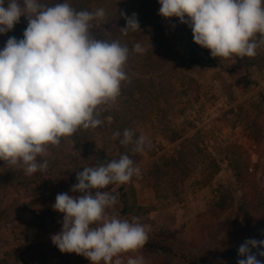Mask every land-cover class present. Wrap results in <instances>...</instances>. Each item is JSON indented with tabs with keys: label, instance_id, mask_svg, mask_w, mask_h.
Wrapping results in <instances>:
<instances>
[{
	"label": "rangeland",
	"instance_id": "obj_1",
	"mask_svg": "<svg viewBox=\"0 0 264 264\" xmlns=\"http://www.w3.org/2000/svg\"><path fill=\"white\" fill-rule=\"evenodd\" d=\"M63 1L77 11L105 10V21L92 34L129 48V79L115 104L100 110L101 125L61 138L46 157H38L48 161L47 171L27 176L0 160V264H91L52 243L63 220L52 206L59 193L78 195L71 186L83 168L122 155L140 167L141 176L103 189L118 199L107 214L129 221L138 217L149 241L177 253L142 248L122 254V264L129 257H143L144 264H186L182 255L200 264H237L241 244L264 240V46L251 58L212 57L194 43L187 24L158 14V0ZM133 13L140 30L124 35L121 29ZM26 27L21 16L11 31L0 34V50L9 37L22 39ZM136 43L143 54L132 51ZM125 129L146 137L142 153L120 143ZM117 131L120 136L113 139ZM240 154L239 163L250 156L243 184L233 172ZM220 187L227 198L222 210L215 205ZM257 259L264 264V257Z\"/></svg>",
	"mask_w": 264,
	"mask_h": 264
},
{
	"label": "clouds",
	"instance_id": "obj_2",
	"mask_svg": "<svg viewBox=\"0 0 264 264\" xmlns=\"http://www.w3.org/2000/svg\"><path fill=\"white\" fill-rule=\"evenodd\" d=\"M159 15L187 24L194 43L212 57H254L264 46V0H158ZM123 15V14H122ZM24 16L23 38L9 37L0 50V160L22 169L27 176L47 171L49 147L59 146L78 130L101 125L100 110L115 104L121 84L129 78L125 65L129 48L119 41L96 39L92 29L105 21L103 8L77 11L69 3L47 6L41 0H0V34L11 31ZM124 35L140 30L137 15L126 17ZM257 36L259 38L257 39ZM132 51L143 54L140 43ZM120 132L113 133V139ZM135 137V139H134ZM123 145L134 153L145 150L146 137L123 131ZM141 176L128 155L85 167L71 186L59 193L53 209L63 213L62 230L52 243L62 253H75L91 264H122V254L134 253L148 240L147 226L108 215L118 203L110 184L122 185ZM252 249H264V240L248 239L240 245L237 264H261ZM115 258V259H114ZM127 264H144L143 257Z\"/></svg>",
	"mask_w": 264,
	"mask_h": 264
},
{
	"label": "trees",
	"instance_id": "obj_3",
	"mask_svg": "<svg viewBox=\"0 0 264 264\" xmlns=\"http://www.w3.org/2000/svg\"><path fill=\"white\" fill-rule=\"evenodd\" d=\"M21 2H23V0H19V3H21ZM58 3H64V1L60 0ZM43 4H45L47 6H54L57 3L53 2L50 4H46V3H43ZM251 124H252V126L254 125V123H251ZM241 155L242 154L237 155L233 159V162H234L233 163L234 164L233 165L234 178H235L236 182L239 184H243V183L247 182V173H248V169L250 166V156L246 157L244 163H239L237 158ZM86 159H87V157L85 156L84 160H86ZM218 192H219V200H218V203H216L215 205L217 206V208L219 210H222L226 206L227 198L225 197V194H224L225 191L222 187L219 188ZM143 249H146L147 251L154 253V254H158V255H166V256H173V257L177 256V253L170 246L160 244L158 242H152L149 240H147ZM182 259L186 264H200L195 259H193L192 256H190V255H182Z\"/></svg>",
	"mask_w": 264,
	"mask_h": 264
}]
</instances>
